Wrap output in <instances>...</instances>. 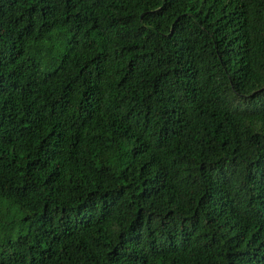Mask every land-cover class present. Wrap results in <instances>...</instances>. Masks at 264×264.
I'll use <instances>...</instances> for the list:
<instances>
[{
    "label": "trees",
    "instance_id": "1",
    "mask_svg": "<svg viewBox=\"0 0 264 264\" xmlns=\"http://www.w3.org/2000/svg\"><path fill=\"white\" fill-rule=\"evenodd\" d=\"M0 264H264V0H0Z\"/></svg>",
    "mask_w": 264,
    "mask_h": 264
}]
</instances>
